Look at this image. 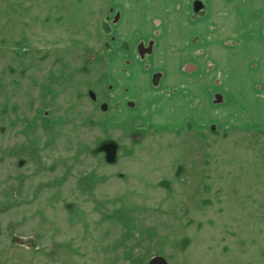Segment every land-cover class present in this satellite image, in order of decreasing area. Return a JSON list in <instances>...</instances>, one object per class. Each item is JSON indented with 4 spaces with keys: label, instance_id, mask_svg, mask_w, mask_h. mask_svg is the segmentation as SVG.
<instances>
[{
    "label": "rangeland",
    "instance_id": "374dc122",
    "mask_svg": "<svg viewBox=\"0 0 264 264\" xmlns=\"http://www.w3.org/2000/svg\"><path fill=\"white\" fill-rule=\"evenodd\" d=\"M108 3L0 0V264H264V60L170 73Z\"/></svg>",
    "mask_w": 264,
    "mask_h": 264
},
{
    "label": "crops",
    "instance_id": "0c3cea01",
    "mask_svg": "<svg viewBox=\"0 0 264 264\" xmlns=\"http://www.w3.org/2000/svg\"><path fill=\"white\" fill-rule=\"evenodd\" d=\"M109 5L113 43L129 44L138 53L145 45L146 58L164 59L170 73H180V61L208 59L220 66L219 60L235 57L264 60V0H109Z\"/></svg>",
    "mask_w": 264,
    "mask_h": 264
},
{
    "label": "flooded vegetation",
    "instance_id": "af4514ba",
    "mask_svg": "<svg viewBox=\"0 0 264 264\" xmlns=\"http://www.w3.org/2000/svg\"><path fill=\"white\" fill-rule=\"evenodd\" d=\"M109 1V0H108ZM108 15H107V19H108V24H106V26L107 27H109L110 29H111V31H110V38H112V39H114V35H113V29H112V22H113V19H112V16H111V11H110V5H109V3H108ZM110 41V40H109ZM113 42V41H112ZM143 45H140V47L139 48H141V51H145V50H147L146 49V47H142ZM103 149H104V151L106 152V154H107V157H108V160L109 161H113V159H115L114 157V155H115V153H116V145L114 144V143H112V142H109V143H105L104 145H103ZM113 153H114V155H113ZM112 159V160H111Z\"/></svg>",
    "mask_w": 264,
    "mask_h": 264
},
{
    "label": "water",
    "instance_id": "95a60500",
    "mask_svg": "<svg viewBox=\"0 0 264 264\" xmlns=\"http://www.w3.org/2000/svg\"><path fill=\"white\" fill-rule=\"evenodd\" d=\"M196 7L199 8L200 6L197 5ZM149 264H168V262L163 256H157V257L152 258Z\"/></svg>",
    "mask_w": 264,
    "mask_h": 264
},
{
    "label": "trees",
    "instance_id": "16d2710c",
    "mask_svg": "<svg viewBox=\"0 0 264 264\" xmlns=\"http://www.w3.org/2000/svg\"><path fill=\"white\" fill-rule=\"evenodd\" d=\"M197 5L199 4V3H196Z\"/></svg>",
    "mask_w": 264,
    "mask_h": 264
}]
</instances>
